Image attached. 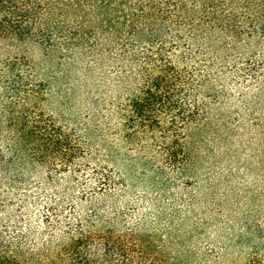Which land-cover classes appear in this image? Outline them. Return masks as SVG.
<instances>
[{
  "label": "rangeland",
  "instance_id": "obj_1",
  "mask_svg": "<svg viewBox=\"0 0 264 264\" xmlns=\"http://www.w3.org/2000/svg\"><path fill=\"white\" fill-rule=\"evenodd\" d=\"M248 43L228 56L212 55L222 73L218 67L210 70L219 79L197 95L202 120L181 131L179 158L185 163L180 168L167 166L148 137H131L125 128L127 100L142 83L114 50H77L61 61L53 53L43 56L33 42L2 51L6 58L27 59L36 80L49 88L39 110L78 137L86 151L82 161L74 160L75 175L47 173L48 182L42 168L24 172L20 228L37 254L28 264L61 263L56 254L68 241L63 218L70 230L86 223L87 251L96 259L106 234L143 244L147 260L161 264H264V163L257 126L264 108L257 89L241 83L242 72L229 73L248 48H255V40ZM98 171L110 184L111 193L103 197L91 180ZM49 206L55 209L51 214L45 213ZM69 206L75 208L72 215ZM13 211L2 215L9 226L15 225ZM56 214L63 216L60 231L43 222L48 215L53 224Z\"/></svg>",
  "mask_w": 264,
  "mask_h": 264
},
{
  "label": "trees",
  "instance_id": "obj_2",
  "mask_svg": "<svg viewBox=\"0 0 264 264\" xmlns=\"http://www.w3.org/2000/svg\"><path fill=\"white\" fill-rule=\"evenodd\" d=\"M252 39L255 48H248L246 58L234 63L229 73L242 72L241 83L257 89L264 108V0H0V264H28L37 255L30 236L20 228L27 197L24 172L42 168L48 182L50 173L75 175L79 163L74 160L80 162L86 154L78 137L39 110L48 86L36 80L25 57H3L5 48L33 42L43 56L53 53L60 61L70 60L77 50H114L134 67L133 75L142 83L127 100L125 128L131 137H148L167 166L180 168L185 163L179 158L181 131L202 120L197 95L219 79L210 70L218 67L222 73L212 57L228 56ZM257 126L264 163V116ZM92 177L101 192L96 194L111 193L106 176L98 171ZM11 192L16 193L9 196ZM8 209L14 210L13 226L2 217ZM44 209L55 211L51 206ZM70 210L72 215L75 208ZM60 216L56 214L52 224L46 215L43 222L60 231ZM63 219L67 231L62 235L68 241L56 254L60 264H161L147 260L143 244L106 234L100 236L104 243L96 259L87 251L86 223L70 230L69 220Z\"/></svg>",
  "mask_w": 264,
  "mask_h": 264
}]
</instances>
